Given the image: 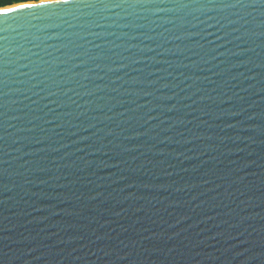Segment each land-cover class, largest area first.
I'll return each instance as SVG.
<instances>
[{
    "label": "water",
    "instance_id": "water-1",
    "mask_svg": "<svg viewBox=\"0 0 264 264\" xmlns=\"http://www.w3.org/2000/svg\"><path fill=\"white\" fill-rule=\"evenodd\" d=\"M0 264H264V0L0 7Z\"/></svg>",
    "mask_w": 264,
    "mask_h": 264
},
{
    "label": "trees",
    "instance_id": "trees-1",
    "mask_svg": "<svg viewBox=\"0 0 264 264\" xmlns=\"http://www.w3.org/2000/svg\"><path fill=\"white\" fill-rule=\"evenodd\" d=\"M27 1H34V0H0V7H6L9 5L27 2Z\"/></svg>",
    "mask_w": 264,
    "mask_h": 264
}]
</instances>
